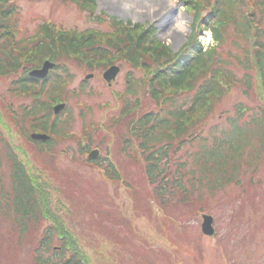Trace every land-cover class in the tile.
<instances>
[{
    "label": "rangeland",
    "instance_id": "rangeland-1",
    "mask_svg": "<svg viewBox=\"0 0 264 264\" xmlns=\"http://www.w3.org/2000/svg\"><path fill=\"white\" fill-rule=\"evenodd\" d=\"M94 3L82 9L69 0H13L16 38L35 35L45 21L77 34L104 36L112 29L109 21L119 19L136 24V33L150 28L152 45H166L174 57L190 51L195 39L204 49L215 44L202 19L208 8L199 0ZM223 36L217 52L223 53L236 78L251 75V87L247 93L238 83L228 87L210 111L192 118L197 129L193 135L198 137L187 139L175 155L188 172L186 193L173 188L176 163L155 183L148 180L138 140L126 125L144 112L158 110L148 93V72L117 55L112 64L118 71L109 81L103 73L112 64L93 63L89 68L75 56L64 61L69 76L62 84L52 76L61 74L57 68L43 80L47 82L27 91L16 83L21 73L0 75V189L10 192L13 175L3 155L6 145L29 176L42 211L41 218L20 231L12 208L10 213L0 209V264H35L37 254L49 264H63V256L72 255L80 264H264V149L259 158L252 156L260 147L257 136L249 137L239 157L237 182L221 181L219 186L214 176L195 165L202 148L216 139L229 140L232 131L253 126L250 120L264 115V89L256 69L230 59L242 56L244 45L249 49L251 43L238 39L236 44L233 24ZM58 86L63 88L64 105L47 100ZM172 90L166 86L163 92ZM177 93L181 98L191 95L184 87ZM45 101L51 106L47 127L53 123V132L39 128L43 111L32 114L33 107ZM238 108L243 111L238 113ZM41 133L50 134V143L30 139ZM164 185L172 195L162 204L155 187ZM204 214L212 216L213 235L202 231ZM47 228L53 237L41 246Z\"/></svg>",
    "mask_w": 264,
    "mask_h": 264
},
{
    "label": "trees",
    "instance_id": "trees-1",
    "mask_svg": "<svg viewBox=\"0 0 264 264\" xmlns=\"http://www.w3.org/2000/svg\"><path fill=\"white\" fill-rule=\"evenodd\" d=\"M69 1L82 9H90L89 7L93 4V0ZM199 2L202 8H208L206 16L200 19L206 21L204 27H208L211 31L215 44L204 49L195 39L190 51L186 53L183 51L174 57L166 45H152L149 38L150 28L136 33L137 25L130 27L129 21L124 23L119 19L110 21L109 25L112 29L104 36L91 31H84L81 34L57 31L43 23L37 28L35 35L17 39V26L11 19V15L16 10L15 6L12 3L7 7L3 6V4L6 5V1L0 0V75L21 73L16 83L27 91L35 88L39 83L47 82L28 76L30 66H40L44 59L57 61L56 68L58 72H61V76H55L57 73L52 76L62 84L69 76V70L64 64L68 57L81 58L87 67L91 68L95 64L110 65L117 55L132 67H140L148 72L149 77L146 81L148 93L158 110L144 112L138 118L128 120L126 125L130 134L138 140L137 145L143 155L144 173L148 180L155 183L161 173H168L170 164L176 163L175 174H172L173 188L176 189L175 192L186 193L184 177L188 172L180 158H175L177 157L175 155L177 147L191 138L198 137L193 135L197 129L194 127L196 122L192 118L199 112L210 111L228 87L238 83L243 86L246 93L251 87V75L245 73L241 78H236L225 65L229 62L222 58L223 53L217 52V48L224 43L223 33L229 24H233L237 45L238 39L243 43L245 40L251 43L249 49L244 45L242 56L233 54L230 55V59L238 64L244 62L246 66L255 68L264 89V0H199ZM252 8L256 10L253 13ZM251 28L254 29L253 32L250 31ZM250 36L252 39L249 38ZM166 86L171 87L173 92L164 93L163 89ZM182 87L187 90V93L191 92V95L187 94L185 98L183 97L184 99L177 93ZM62 90L60 86L53 87L48 101L61 100ZM50 107L46 101L33 107L35 109L32 110V114L44 112L39 126L42 130L48 128ZM241 109L243 108H238V113L243 111ZM249 123L254 125L249 124L248 128L234 130L232 131L234 136L229 140L217 143L216 139L211 147L202 148L197 153L195 165L199 170L214 176L213 181L216 184H221V181L223 183L237 182L235 179H238L237 171H239L240 163L238 160L243 155V149L249 145L248 139L251 135H256L260 143L257 152L252 156L260 157V151L264 149V115L252 118ZM251 128L253 130H250ZM246 138L248 141H245ZM162 141L165 143L161 144ZM33 142L43 144L40 141ZM47 143H50V140L44 142V144ZM4 146L6 149L3 155L10 161L13 175L11 172L10 192L0 189V209L10 213L12 208L16 227L24 231L31 222L41 218L42 211L35 197L33 185L22 164L16 160L11 150ZM169 152L172 153L168 154ZM107 167L114 171V165L110 164ZM161 187H155V195L164 204L172 194L166 192L165 185ZM10 195H12L11 201ZM43 234L39 242L41 246H46L51 241L53 232L51 228H47ZM65 234V237H68L66 232ZM63 257H65L63 264H80L77 255ZM35 264H49L48 258L43 259L37 254ZM56 264L59 263L56 261Z\"/></svg>",
    "mask_w": 264,
    "mask_h": 264
},
{
    "label": "water",
    "instance_id": "water-1",
    "mask_svg": "<svg viewBox=\"0 0 264 264\" xmlns=\"http://www.w3.org/2000/svg\"><path fill=\"white\" fill-rule=\"evenodd\" d=\"M53 64L49 63V62H45L43 64V67L39 70H34L32 71L30 74H34V75H37V76H41V77H44L46 74H47V70L49 67H51ZM118 71V67L116 66H111L110 68H108L104 73H103V77L105 79H107L108 81L110 79H112L115 75H116V72ZM32 137L34 138H42L44 139L45 137L42 136V135H32ZM204 217V222L202 224V231L206 234H210L212 235L214 233V229L212 227V217L209 216V215H203Z\"/></svg>",
    "mask_w": 264,
    "mask_h": 264
},
{
    "label": "bare ground",
    "instance_id": "bare-ground-1",
    "mask_svg": "<svg viewBox=\"0 0 264 264\" xmlns=\"http://www.w3.org/2000/svg\"><path fill=\"white\" fill-rule=\"evenodd\" d=\"M178 26L181 28L182 26H181V24H178Z\"/></svg>",
    "mask_w": 264,
    "mask_h": 264
}]
</instances>
